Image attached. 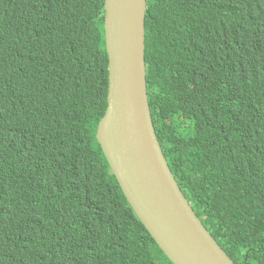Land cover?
I'll return each mask as SVG.
<instances>
[{
    "label": "trees",
    "instance_id": "obj_1",
    "mask_svg": "<svg viewBox=\"0 0 264 264\" xmlns=\"http://www.w3.org/2000/svg\"><path fill=\"white\" fill-rule=\"evenodd\" d=\"M105 0H0V264H174L97 139ZM158 137L236 264H264V0H148Z\"/></svg>",
    "mask_w": 264,
    "mask_h": 264
},
{
    "label": "water",
    "instance_id": "obj_2",
    "mask_svg": "<svg viewBox=\"0 0 264 264\" xmlns=\"http://www.w3.org/2000/svg\"><path fill=\"white\" fill-rule=\"evenodd\" d=\"M148 0H105L108 106L97 139L131 206L174 264H236L184 194L154 124L146 63Z\"/></svg>",
    "mask_w": 264,
    "mask_h": 264
}]
</instances>
